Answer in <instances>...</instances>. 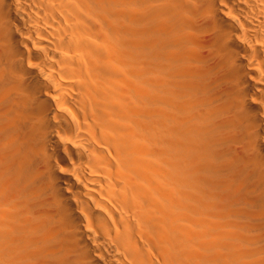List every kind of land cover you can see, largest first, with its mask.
Masks as SVG:
<instances>
[{
    "label": "bare ground",
    "instance_id": "1",
    "mask_svg": "<svg viewBox=\"0 0 264 264\" xmlns=\"http://www.w3.org/2000/svg\"><path fill=\"white\" fill-rule=\"evenodd\" d=\"M0 264H264V0H0Z\"/></svg>",
    "mask_w": 264,
    "mask_h": 264
}]
</instances>
